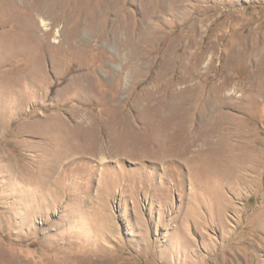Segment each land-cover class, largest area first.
<instances>
[{"label": "rangeland", "instance_id": "1", "mask_svg": "<svg viewBox=\"0 0 264 264\" xmlns=\"http://www.w3.org/2000/svg\"><path fill=\"white\" fill-rule=\"evenodd\" d=\"M31 6L0 0V264H264V0Z\"/></svg>", "mask_w": 264, "mask_h": 264}, {"label": "bare ground", "instance_id": "2", "mask_svg": "<svg viewBox=\"0 0 264 264\" xmlns=\"http://www.w3.org/2000/svg\"><path fill=\"white\" fill-rule=\"evenodd\" d=\"M27 1H28L29 5L31 6L32 4L34 5V1H36V0H34V1H33V0H27ZM37 3H38V2H37ZM41 6H42V5H40V6L38 7L37 10H39V9L41 8ZM32 7H33V6H31L30 8L32 9ZM34 9H36V8H33L32 11H33Z\"/></svg>", "mask_w": 264, "mask_h": 264}]
</instances>
